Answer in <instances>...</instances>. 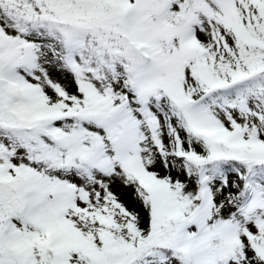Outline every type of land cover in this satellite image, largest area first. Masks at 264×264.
Listing matches in <instances>:
<instances>
[{
	"label": "snow or ice",
	"instance_id": "snow-or-ice-1",
	"mask_svg": "<svg viewBox=\"0 0 264 264\" xmlns=\"http://www.w3.org/2000/svg\"><path fill=\"white\" fill-rule=\"evenodd\" d=\"M0 264H264V0H0Z\"/></svg>",
	"mask_w": 264,
	"mask_h": 264
}]
</instances>
